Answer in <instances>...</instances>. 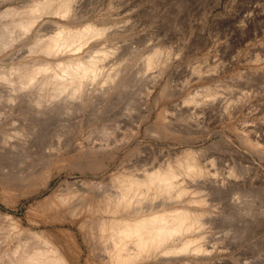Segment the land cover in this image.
I'll return each mask as SVG.
<instances>
[{"label":"bare ground","instance_id":"obj_1","mask_svg":"<svg viewBox=\"0 0 264 264\" xmlns=\"http://www.w3.org/2000/svg\"><path fill=\"white\" fill-rule=\"evenodd\" d=\"M13 1L0 0V5L6 4L0 10V102L4 97L25 102L38 118L52 123L36 122L29 130L25 124L5 135V143H10L0 152V264H264V252L252 239L264 227V202L254 194L245 196L258 189V177L263 178L264 191V164L256 158H248L249 165L243 161L244 172L236 165L224 172L212 155L210 161L205 156L206 147L191 144L149 168L135 164L98 173L125 142L142 133L143 123L160 100L174 93L166 81L160 96L150 102L170 62L169 49H152L134 72L133 56L119 62L115 56L119 48L112 43L108 27L102 20L85 19L80 0H30L20 7ZM46 13L63 19L49 31L40 28L33 33V25ZM16 39H23L31 54L16 60V51L7 50ZM197 73L204 75L201 69ZM140 83L146 91V113L140 114L130 134L117 137L102 129L98 137L92 132L76 137L90 120L110 111ZM221 85L184 87L183 103L193 109L176 115L187 122L176 123L170 115L168 119L164 106L146 136L194 139L212 132L208 118L222 94ZM231 98L223 99L218 120L224 125L220 131L234 147L225 124L235 119V104L242 98ZM40 127L59 130L38 151L34 143ZM249 127L233 124L251 149L264 154L259 136L254 140L255 130ZM9 159L22 168L11 170L6 165ZM63 172L67 177L54 186ZM77 172L81 174L74 178ZM22 198L32 199L26 216L16 213ZM248 240L253 243L244 246Z\"/></svg>","mask_w":264,"mask_h":264},{"label":"rangeland","instance_id":"obj_2","mask_svg":"<svg viewBox=\"0 0 264 264\" xmlns=\"http://www.w3.org/2000/svg\"><path fill=\"white\" fill-rule=\"evenodd\" d=\"M29 1L15 0L12 4L14 3L13 5H16V7H20ZM80 4L82 5V13L85 19L102 20L100 23L108 27L112 43L114 42L113 44H115L116 48H119L115 53V56L120 58L119 62L129 60L133 56L130 60L133 62L134 72L139 68L138 64L142 62L141 57L148 54L152 49H169L170 62L166 67L164 76H162L157 88L151 95V103H154L160 96L163 85L169 83L175 89L170 98L160 100L158 108H155L152 112L150 119L143 123L142 133L138 137L125 142L124 147L115 158L108 159L109 166L100 170L98 172L100 175L109 173L120 166L130 167L136 164L141 169L152 167V165L155 166L159 163L158 161H164L176 151L181 150L182 147L187 148L191 144H195L197 147H206L205 156L208 160H212L210 158L212 155V158L217 160L218 165L221 169L223 168L224 172L235 165V167H240L243 172L246 171V165H249V159L251 158H256L258 162L264 164V154L251 149L233 128L235 123L250 126V129L255 130L252 138L255 140L259 136L260 144L264 146V0H80ZM5 7L6 4L0 5V10ZM52 14H44L43 18H40L42 20L39 19L33 25V33L40 28H43L44 31L42 32L49 31L56 25L55 22L58 19H63L58 14ZM97 18L100 20H97ZM23 42V39H16V43H13L7 49L12 53L16 51V53H13L16 54V60L19 57H23V55L31 54ZM194 67H196V70ZM197 68L203 71V76L197 73ZM210 83L222 84L224 91L218 98L219 100L215 101L214 108H212L214 111L210 113L213 115L211 120L210 117L208 118L207 126L208 129H212V132L208 131L209 134L204 132L205 134L197 135L194 139L193 137L181 139L177 135H174V137L169 136L165 139L163 137L146 136L145 131L150 122L153 123L158 119L159 113L164 106L168 109V119L170 115L171 120L173 119L176 123H186L187 121L185 120L179 121L176 115L180 114V110L187 111L190 107V110L193 109L192 105L183 103V98L187 92L184 87L189 86L188 88L191 89H199L201 86ZM143 85L144 83H140L136 85L138 87L136 90H127L121 97L123 99L120 98L117 105L113 106L116 110L112 107L110 111L101 117L90 120L81 131L77 132L76 137H83L91 132L94 137H98L102 129L111 131L110 134L117 137H122L124 134L129 133L134 124L138 122L137 118L141 119V116L146 113L144 96L146 91ZM2 94L7 96L8 92L4 89ZM228 95L233 98H242L235 104V107H237L235 108L237 109V111L235 110V119H233L232 123L225 124L226 133L234 138H232L236 145L234 147L229 144L227 135L220 131L224 125L221 120H218L219 107L224 104L223 99L225 97L224 100L232 99ZM138 103L141 104L139 105ZM0 111L1 115L3 113L0 116V119L2 118V125H0V129L2 128L0 130V152L7 148L10 143L9 140L7 144L5 143L6 140L4 141L8 131L16 130L25 124V127L29 130L36 122L40 123V125L52 123L51 119H48L50 121L47 122L38 118L28 104L19 100L13 102L4 97V100L0 102ZM141 113L142 115H140ZM198 116L203 120L200 114ZM188 119L196 120V118L192 117ZM209 120L212 124H209ZM11 128L14 129L12 130ZM67 128V126L64 127V129ZM40 129L37 132L34 143V149L38 151L43 150V147L52 139L50 135L54 131L59 130L57 127H40ZM13 141L16 143V139L13 138ZM217 143L220 145L219 147H217ZM244 144L245 146H243ZM233 149L237 151L234 152ZM243 161H245L246 165ZM6 165L14 171L17 168H22V165L16 166L15 161L13 162L12 159H9ZM80 174V172H77L73 177H79ZM88 175L95 176L94 172H88ZM65 177H67V173L63 172L52 184L54 186L57 185ZM262 181L263 178L259 179L258 177L256 182L259 186L258 189L255 192L246 193L245 196H251L252 198L254 194L259 201L264 202ZM17 201L18 198L16 197ZM20 203V208L16 210V213L26 216L32 199L22 198ZM49 227L60 228V226L55 225H50ZM263 228L259 230L260 234H258V231V235L252 238L257 240L256 245L262 252H264ZM252 243L253 241L248 240L243 245H251ZM84 258L85 255L83 256Z\"/></svg>","mask_w":264,"mask_h":264}]
</instances>
